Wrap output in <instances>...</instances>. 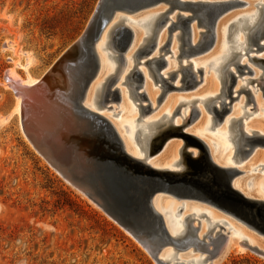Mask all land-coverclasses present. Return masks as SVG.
<instances>
[{
	"label": "bare ground",
	"instance_id": "obj_1",
	"mask_svg": "<svg viewBox=\"0 0 264 264\" xmlns=\"http://www.w3.org/2000/svg\"><path fill=\"white\" fill-rule=\"evenodd\" d=\"M232 1L234 0H161L156 5L140 10V12L130 13L128 9L116 10L93 47L99 67L83 99H81L79 91L83 77L76 72L78 66L75 57L68 55L71 47L54 65L57 66L56 70L58 71L56 94L47 89L48 84H42L45 76L54 67L41 79L28 81L21 78L16 67L11 68L8 75V81L11 84L8 85L14 86L17 93L16 111L25 138L37 151V154L43 157L52 168L104 211L105 209L96 202L99 200L97 192L71 175V171L67 170L64 163L54 153L47 150L50 148L47 146V141L45 142L47 145L44 146L38 142L37 136L30 135L33 130H30L27 122L29 125H34L35 121L32 122V120L38 121L39 118L42 120L46 112L51 111L50 113H52L53 110L49 106L53 103L56 107L54 114L58 111L59 113L70 111L72 114L67 116L68 123H64L61 129L68 134L71 129L66 126L68 124L72 126L74 132H82L86 136L85 146L81 145L80 154L83 156L77 157L75 165V168H80L77 169L78 171L73 170L74 173H79L78 177L93 180L91 178V174L94 172L92 160L96 156L92 147L93 141L96 140V134L92 132V126L95 123L89 115L81 110L83 106L89 113L100 114L111 122L122 141L125 153L130 158L140 164L146 162L153 170L160 173L172 171L185 176L190 171L189 159L185 151H191L194 157H199L203 153L196 143L188 139V136L173 134L174 131L183 128L186 134L201 140L207 146L210 157L220 168L240 170L241 174L232 181V187L235 190L247 199L264 201V197L259 198L255 195V191H253L255 185L252 180L241 183L237 180L240 175L245 174L244 168L248 164L253 166L255 173L264 172V157L262 159V153L257 150L261 147L264 148V144L262 142L253 143L246 138L247 135L264 136V128L256 123L249 127L245 119L255 116L252 110L255 107L261 109V99H264V0H255L254 4L241 0L246 3L245 6L232 9L224 14L217 23L215 44L210 48H207L210 29L199 9L182 5L183 2L184 4L206 2L227 5ZM249 5V11L236 12ZM155 8L156 10L149 11ZM183 18L192 19L189 26L190 33L182 23ZM124 28H128L132 32L133 40L123 55L118 50L116 38L119 31ZM221 47H223V52L216 57L217 51ZM150 49L152 51L147 54L146 52ZM196 58H200L199 61L194 60ZM141 66H145L147 70ZM198 69H202L201 76L198 74ZM209 71L214 73L215 81L213 77H206ZM137 72H141L144 78L142 88L138 87ZM233 78L235 82L233 101H231L229 86ZM152 80L157 89H165L167 82L176 86V89L169 91L160 99L161 95L151 90L150 82ZM191 84L195 85L188 88V85ZM237 85L238 87L235 89ZM196 89L199 92L197 95L180 98L178 103L175 102V97H167L173 91L190 92ZM117 91L120 95L119 106L123 107L126 96L127 98L130 96V100L131 98L133 100L132 103L136 104V107L134 106L135 114L139 113L135 122L123 125L126 134L131 136L132 145L124 137L118 124L104 115L103 110H110L109 107L116 104L114 94ZM143 91L146 93V100L141 97ZM236 101L239 102L242 110L240 118L233 114ZM148 105L152 107V111L146 113ZM227 108L229 112L220 122L218 115ZM194 109L198 112L196 117ZM157 110L159 111L155 113ZM115 114L113 112V116ZM24 117L33 119L29 118L22 123L21 119ZM117 117L118 121L123 118L122 115ZM179 117L182 119V123L179 122ZM52 119L51 123L47 121L44 127L42 125L43 129L47 130V134H51L49 135L51 137L55 132V126L58 125L57 117L54 116ZM207 119L210 123L207 130L213 129V133L217 136L220 133L218 128L227 123L225 134L220 138L225 143L219 145L218 156L221 161L230 162L236 167L227 166L218 161L207 143L194 135L193 131L202 129ZM39 123L37 126L41 125ZM190 128L192 129L190 130ZM43 134L44 132L40 133V140L44 136ZM168 135L172 136L157 150L163 137ZM64 137L60 140L65 139ZM176 138L182 140L183 143L176 141ZM255 145L256 148L250 152ZM52 147L55 146L52 145ZM221 149L225 150L224 155H221ZM230 150L233 151L231 154H229ZM158 154L160 155L155 157ZM260 159L262 160L260 161ZM240 165H243L244 168L237 167ZM257 165H260V169L256 167ZM101 181L106 183L104 178H101ZM245 189L252 191L251 195ZM174 191L158 192L153 198L154 211L159 217L169 241H162L158 233L152 236L141 235L143 238L140 241L128 228L123 226L151 255L156 264L159 262L154 259L155 254L166 264H218L232 247H237L241 252L248 250L264 258V232L239 218L230 209L217 203L214 204L212 199L205 200L193 195L179 197ZM259 192L264 196V186ZM165 200H173L181 204L175 210L173 206L168 207ZM187 203H198L214 208L240 222L259 237L245 231L239 232L233 224L220 218L217 213L212 214L209 210H201L196 205ZM189 206L193 207L191 212L188 211ZM106 213L113 217L108 212ZM218 227L225 230L224 233L217 231ZM231 235L239 236V242L235 241ZM186 256L188 257L183 258Z\"/></svg>",
	"mask_w": 264,
	"mask_h": 264
},
{
	"label": "rangeland",
	"instance_id": "obj_2",
	"mask_svg": "<svg viewBox=\"0 0 264 264\" xmlns=\"http://www.w3.org/2000/svg\"><path fill=\"white\" fill-rule=\"evenodd\" d=\"M243 1L249 4L256 2ZM99 2L100 0H0V264H156L116 218L96 206L37 154L21 130L16 111L15 87L8 85L11 84L8 81L11 68L16 67L21 78L27 81L41 79L48 73L82 36ZM249 9L250 5L236 12L244 13ZM154 10L156 8L149 11ZM222 52L223 47L218 49L216 57ZM74 59L78 66L76 72L83 77L82 66L77 61L78 58ZM198 59L200 58L194 60L199 61ZM141 67L147 70L145 66ZM206 77H213L215 81L212 71ZM239 82L240 80L238 84ZM150 83L152 92L161 95L162 90L156 88L153 80ZM237 87L238 85L235 89ZM198 89L190 92L173 91L167 97H175V102L178 103L180 98L197 95ZM125 99L123 107L112 104L113 109L103 111L104 115L118 124L124 137L132 145L131 136L126 134L123 125L135 122L139 113L134 112L136 104L132 103V98L130 100V96H126ZM261 102V109L255 107L252 110L255 116L245 118L249 127L256 123L264 128V99ZM234 105L233 114L239 117L242 111L239 102L236 101ZM201 107L203 109L202 105ZM113 112L119 113L113 116ZM119 115L123 118L118 121ZM178 119L182 123V119ZM209 124L207 119L202 129L193 131L194 135L207 143L218 161L236 167L230 162L221 161L218 156L219 145L225 143L220 138L225 134L227 123L218 128L219 136L213 133V129L207 130ZM176 141L183 143L177 138ZM56 149L58 152L55 155H59L62 148L58 146ZM257 150L262 153L263 159L264 148ZM224 151L220 150L221 155H224ZM232 152L230 150L229 154ZM57 158L63 163L67 161ZM252 162L254 163L253 158ZM237 167L244 168L243 165ZM256 167L260 169V165ZM244 170L245 174L240 175L237 180L240 183L252 180L255 195L263 198L259 190L264 186V172L255 173L253 166L249 164ZM247 193L251 195L252 191ZM165 201L168 207L173 206L175 210L181 204L173 200ZM187 204L209 210L212 214L217 213L239 232L245 231L259 237L240 222L214 208L198 203ZM192 210L193 207L189 206L188 211ZM203 222L206 224L204 220ZM217 231L224 233L225 230L218 227ZM231 237L239 242V236ZM218 264H264V258L248 250L241 252L237 247H232Z\"/></svg>",
	"mask_w": 264,
	"mask_h": 264
},
{
	"label": "water",
	"instance_id": "obj_3",
	"mask_svg": "<svg viewBox=\"0 0 264 264\" xmlns=\"http://www.w3.org/2000/svg\"><path fill=\"white\" fill-rule=\"evenodd\" d=\"M160 1L161 0H100L84 33L78 41L72 45L68 52V55L78 58L77 61L81 64V68L84 72L81 88L79 90L81 99L85 97L92 79L98 72L99 64L93 47L101 37V33L105 27L111 21L116 10L128 9L130 13L140 12V10L156 5V3ZM182 5L193 9H199V12L210 29V37L207 45V48H210L213 47L216 41V28L219 19L230 10L241 8L245 6L246 3L241 0H234L227 5L206 2L190 4H184L183 2ZM191 20V18L182 19V23L187 27L189 33ZM116 39L118 50L124 55L131 45L133 34L128 28H124L119 31ZM151 51L152 49L146 53L149 54ZM53 67L52 71L45 76L42 84H48L47 89L56 94L58 91V84H56L58 71L56 70L57 66ZM198 74H200V76L202 75V69H198ZM136 79L138 87L142 88L144 85V78L141 72L136 73ZM234 82L233 78L229 86V97L231 101H233ZM195 84L188 85V88ZM166 86L165 89H162L160 99L169 91L176 89V86H173V84L169 82L166 83ZM141 97L146 100L147 96L144 91L141 93ZM119 100L120 95L117 91L114 94V101L118 104ZM113 106L114 105L110 106L109 109L113 108ZM49 107L53 110L52 113H50L51 111L46 112L42 120H40V118L38 121L32 120V122L35 121L34 125H29V122H27L30 130H33L30 135L37 136L38 142L44 144V146L48 144L47 146L50 148H47V150H50L54 155L58 152L56 146H60L62 150L60 149V154L55 156L65 161L67 160L64 166L67 170L71 171V175L77 177L78 181L97 192L100 201L97 200L96 202H98L106 212L116 218L120 224L128 228L138 240H142L143 237H141V235L152 236L158 233L162 241H169L160 219L154 211L153 198L158 192H171V190H175L174 192L177 193L179 197L193 195L205 200L212 199L214 204L217 203L224 208L230 209V211L234 212L239 218L249 222V224L264 232V201L258 202L247 199L232 187L233 179L241 174L240 170L237 168H229L226 170L220 168L210 157L207 146L201 140L186 134L183 128L174 131L173 134L188 136V139L196 143L203 153H201L199 157H194L191 151H185L190 165V171L187 172L185 176L176 174L172 171L160 173L153 170L146 162L140 164V162H135V160L130 158L125 153L122 141L111 122L100 114L89 113L82 106L81 110L94 121L95 124L92 126V132L96 134V140L93 141L94 143L92 144L96 152V156L92 160L94 172H92L91 178L93 180H88V178L78 177L77 175L79 173L73 172V170L78 171L77 169L80 168H75V165L77 164V157L83 156L80 152L82 151L81 145L83 144L85 146V134L82 132H74L72 126L66 124L67 127L69 126V129L71 128L70 132L67 134V132L61 128L64 123H68L67 116H71V112L64 111L59 113L58 111L56 112L57 114H54V109H56L55 103ZM151 111L152 107L148 105V109H146L145 112L149 113ZM228 112L229 109L227 108L222 113H219V115L217 114L220 117V122ZM194 113L196 117L198 115L196 109H194ZM54 116L57 117L56 120L58 125H54L56 129L51 137L49 136L51 134H47V130L43 129V127L47 121L51 123L53 120L52 117ZM29 118L24 117V120L26 121ZM37 123L41 125L37 126ZM43 132L44 136H42V140H40V133ZM63 136H65V139L60 140ZM170 136L172 135L163 137L157 146V150L167 142ZM246 138L250 142H262L264 144V136L256 137L247 135ZM46 141L47 144L45 145ZM52 145L55 147H52ZM255 148L256 145L252 147L250 152ZM101 178H104L106 183H103ZM154 259L157 260L159 264H166V262L160 260L156 254L154 255Z\"/></svg>",
	"mask_w": 264,
	"mask_h": 264
}]
</instances>
